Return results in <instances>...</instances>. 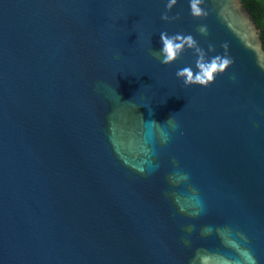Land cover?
<instances>
[{"label": "water", "instance_id": "water-1", "mask_svg": "<svg viewBox=\"0 0 264 264\" xmlns=\"http://www.w3.org/2000/svg\"><path fill=\"white\" fill-rule=\"evenodd\" d=\"M167 2L0 0V264H264L261 30ZM161 32L233 63L185 87Z\"/></svg>", "mask_w": 264, "mask_h": 264}, {"label": "clouds", "instance_id": "clouds-1", "mask_svg": "<svg viewBox=\"0 0 264 264\" xmlns=\"http://www.w3.org/2000/svg\"><path fill=\"white\" fill-rule=\"evenodd\" d=\"M177 0H168L166 3V10L161 14V19L166 22L178 19V16L170 17L168 12L176 5ZM202 0H189L190 15L196 18L207 16V12L201 7ZM198 31L202 35H207V27L200 26ZM160 40L162 47L159 51H153L156 59L160 60L163 65H170L180 59L181 55L186 49L194 50L197 56L195 66L197 71L194 73L191 67H185L178 70L176 73L177 78L181 79L185 87L192 85H200L209 87L215 80L219 73H223L232 63L233 60L228 56L216 55L210 60L207 58L206 52L199 47L197 41L191 34L176 33L169 35L167 32L160 33ZM222 47L227 49L228 45L224 44ZM209 45V51H213Z\"/></svg>", "mask_w": 264, "mask_h": 264}, {"label": "trees", "instance_id": "trees-1", "mask_svg": "<svg viewBox=\"0 0 264 264\" xmlns=\"http://www.w3.org/2000/svg\"><path fill=\"white\" fill-rule=\"evenodd\" d=\"M244 8L250 11L251 17L261 30V38L264 48V0H241Z\"/></svg>", "mask_w": 264, "mask_h": 264}]
</instances>
